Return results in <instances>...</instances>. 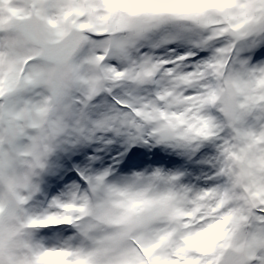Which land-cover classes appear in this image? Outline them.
<instances>
[{
  "label": "snow or ice",
  "instance_id": "snow-or-ice-1",
  "mask_svg": "<svg viewBox=\"0 0 264 264\" xmlns=\"http://www.w3.org/2000/svg\"><path fill=\"white\" fill-rule=\"evenodd\" d=\"M0 264H264V0H0Z\"/></svg>",
  "mask_w": 264,
  "mask_h": 264
}]
</instances>
